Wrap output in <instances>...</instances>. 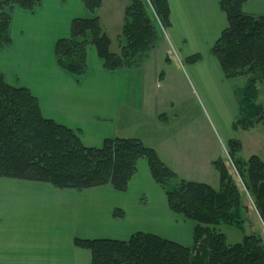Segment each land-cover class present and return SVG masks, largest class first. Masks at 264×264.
Listing matches in <instances>:
<instances>
[{
    "label": "trees",
    "instance_id": "16d2710c",
    "mask_svg": "<svg viewBox=\"0 0 264 264\" xmlns=\"http://www.w3.org/2000/svg\"><path fill=\"white\" fill-rule=\"evenodd\" d=\"M81 1L95 16L74 18L69 36L59 39L54 49L57 65L77 79L88 72L90 47L105 70L136 68L171 24L167 0H131L124 10L119 51L114 53L96 16L102 0ZM248 1L220 2L228 25L210 50L226 79L246 78V84L235 91L239 115L233 128L242 131L258 125L264 128V104L258 102L259 85L264 83V15L245 13L243 5ZM40 4L41 0H0V52L11 46L14 10L33 12ZM201 59L195 54L185 62L195 64ZM227 148V159L211 162L219 177L217 188L183 179L173 183L176 174L139 139L109 138L101 147L85 146L77 131L45 118L28 89L9 85L0 74V179L46 183L77 192L105 186L126 192L144 159L169 210L194 223L190 245L143 232L127 240L74 239L76 247L91 253V264H264L263 239L244 233L248 209L240 187L253 198L264 224V162L255 155L246 161L240 158L239 140H230ZM221 225L237 229L243 235L241 241L228 244L226 235L217 229Z\"/></svg>",
    "mask_w": 264,
    "mask_h": 264
},
{
    "label": "crops",
    "instance_id": "0c3cea01",
    "mask_svg": "<svg viewBox=\"0 0 264 264\" xmlns=\"http://www.w3.org/2000/svg\"><path fill=\"white\" fill-rule=\"evenodd\" d=\"M130 1L102 0L96 12L114 53L119 51L124 10ZM167 1L171 23L165 30L168 46L182 61L195 54L202 56L199 62L187 65L189 79L205 93L211 88L225 87L228 94L235 97V91L245 85L246 79L240 77L243 78L241 86L230 85L238 77L226 79L218 60L210 52L228 25L220 9L222 0ZM243 11L264 15V0H249L243 5ZM93 16L81 0H41L33 12L15 9L10 25L11 46L0 52V74L8 84L28 89L37 98L42 115L77 131L85 146L101 147L109 138H136L154 149L180 179H192L180 172L190 165L200 168L199 160L193 157L197 152L189 153L190 144L183 151L175 142V132L182 126L168 123L167 117V122L164 121L163 116L171 113L172 108H167L171 103L165 104L161 99L163 94L157 91L162 88L166 92L172 87L170 70L147 71L144 63L136 68L108 71L93 47L87 52L88 72L80 79L57 65L55 44L69 36L71 21ZM169 60L166 68L172 63V59ZM181 72L179 70V75ZM170 90L173 94L174 90ZM174 116L175 113L172 118ZM236 116L237 112L234 119ZM215 159L216 156L208 159V165ZM211 168L210 173L207 168L202 172L211 174ZM97 188L117 194L110 186L77 192L58 190L46 183L0 179V264H91V253L76 247L74 239L127 240L136 232L162 237L167 222L158 214L151 215L156 220L151 228L134 232L123 229L121 237L116 235L117 238L97 236L96 223L101 224L98 215L92 216L86 229L82 216L85 199L91 198ZM146 188L157 191L160 187L151 178L148 163L143 159L127 189L138 191L135 204L139 210L137 202L145 195ZM132 199L128 197V204L132 205ZM121 213L118 219L110 214V221L116 226L126 222V212ZM49 214L53 216L50 218ZM192 226L191 238L178 241L192 244Z\"/></svg>",
    "mask_w": 264,
    "mask_h": 264
},
{
    "label": "rangeland",
    "instance_id": "374dc122",
    "mask_svg": "<svg viewBox=\"0 0 264 264\" xmlns=\"http://www.w3.org/2000/svg\"><path fill=\"white\" fill-rule=\"evenodd\" d=\"M162 36L157 46L149 52L148 57L143 60L141 64L144 65V63H146L145 68L147 71L158 70L160 72L162 70L166 71L167 69L171 71V73L168 72V76H172V81L170 82L172 87L166 90V92H163L160 82L159 88L161 89H157L158 92L163 94L161 99L163 98L165 101L164 103H171L172 105V107L171 105L167 107L172 109L169 115L165 114V116H163L164 121L167 122L165 118L167 117L168 123L173 122V124H177V126H182L180 130L175 132V142L183 151L186 150V147L190 144V148L192 149L189 153L194 154L197 152L193 157L199 160L198 163L200 167L198 168L195 165H190L186 169L184 168L185 171H181L180 174L183 176L189 175L192 178L189 181L206 182V184L217 188L219 183L217 181L218 173L212 165H208L207 160L215 156L216 158L225 157V159H227V144L230 140H239L242 143L239 157L243 160L246 161L251 156L255 155L264 162L263 126L258 125L250 131L235 130L233 124L239 115V108L238 105H236L235 97L228 94V90L225 87H218V89L211 88L210 91L205 93L198 84H195L192 79H189L186 73L188 64L182 61L178 55L170 49L164 32ZM170 58L172 59V63L169 68H166L165 65L169 63ZM179 70L182 71L180 75ZM241 79L243 78L238 77L236 80L230 82V85L237 83L238 86H241ZM259 88L260 96L258 102L264 104V83L260 84ZM170 89L174 90L173 94ZM236 112L237 116L234 119ZM173 113H175V116L172 118ZM226 164L231 173H235L232 162L227 160ZM210 167H212L211 171L213 172L211 174H209ZM206 168L209 171L208 174L202 172ZM181 179L177 176L176 181H173V183H177ZM240 187L243 194V202L248 209V212L244 213V233L247 235L255 234L264 241V224L254 205V200L241 185ZM108 191L109 190H99V188H97V190L91 194V198L86 197L85 199L87 203L85 204L84 213H82L85 219V228H89L92 216H100L101 224L99 226L97 222L94 231L97 236L117 238L115 236L119 235V237H121L123 229L131 232L146 230L156 225L154 222L156 220L152 218L151 215L158 214L161 220L165 219V222H167L163 226L162 231L164 233L162 237L182 245L185 244L178 240L191 238L190 235H192V225H194V223L169 210L165 194L160 188H157V191H153L150 188H146L145 191H143L145 195L140 196L137 202L140 210L137 209L135 204V199L139 196L138 191L129 190L126 192H117V194L109 193ZM128 197L133 198L132 205L128 204ZM49 210L52 211L51 208ZM120 211L126 212V222L118 224L120 226H116L110 221V214L113 213L114 215L115 212L118 213ZM54 213L58 215L56 211H54ZM48 216L51 218L53 215L49 214ZM114 217L116 216L114 215ZM118 218L119 216H117V219ZM217 229L226 235L228 244L240 242L243 237L237 229L230 226L221 225Z\"/></svg>",
    "mask_w": 264,
    "mask_h": 264
}]
</instances>
